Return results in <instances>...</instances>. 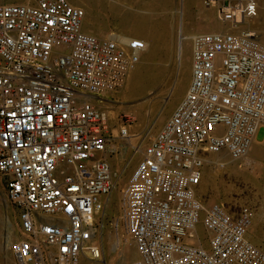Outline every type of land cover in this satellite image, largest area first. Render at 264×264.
<instances>
[{
	"label": "built area",
	"instance_id": "obj_1",
	"mask_svg": "<svg viewBox=\"0 0 264 264\" xmlns=\"http://www.w3.org/2000/svg\"><path fill=\"white\" fill-rule=\"evenodd\" d=\"M202 1L230 30L195 36L186 94L143 146L124 218L140 255L126 264H264L247 237L251 208L198 192L204 167L220 164L210 155L238 158L264 128V42L254 22L241 28L260 7ZM84 15L69 0L0 4V174L18 211L16 264L101 258L96 218L114 188L112 133L91 99L120 89L146 42L88 33Z\"/></svg>",
	"mask_w": 264,
	"mask_h": 264
},
{
	"label": "bare ground",
	"instance_id": "obj_2",
	"mask_svg": "<svg viewBox=\"0 0 264 264\" xmlns=\"http://www.w3.org/2000/svg\"><path fill=\"white\" fill-rule=\"evenodd\" d=\"M69 1L72 4L84 9L85 15L82 21V28L84 31L94 34L100 38L123 39L125 37H139L146 42V50L142 55L141 60L136 65V67L128 73L125 81L118 90L127 94L128 97H132L138 95L141 91H143L145 86L149 82H156L159 80L160 76L162 75L163 68L161 67L160 63L155 64L153 59L157 55L158 51H165L169 43V36L173 28V21L171 17H167V11H165L166 13H164L165 15L162 18H151L146 14L141 13L125 15L117 14L115 18L119 20L122 28L127 29V32L110 33L99 30L101 28V23L97 18L90 17L89 11L87 7L82 3V0ZM159 1L166 3L168 0ZM32 2L33 0H0V4H27ZM188 2H194L199 5L202 13L205 16L200 17V19L196 21L187 20L188 22H184V25L182 24V33L180 34L179 38L177 36L180 32L176 34L178 40H175V42L180 46L181 52L180 72L178 73L179 76H177L178 79L176 81V84H174L175 86L173 87V90L168 94L167 100L163 99L162 97L157 102H155V104L158 106V114L155 124L153 126H147V128L145 127L142 133L138 136L133 134L130 135V138H126L123 136L120 137V128L124 124L122 125L120 123L121 121L118 109L124 110L126 114L132 116L135 119L139 117L137 114V109L135 110L131 106L129 107L123 105H119L118 107L114 103V100L109 99L114 91L103 93L104 99L102 100L91 99L98 109L106 112L108 119V128L114 133L110 144H108V149L106 152V157L109 159L111 165V180L114 188L106 199L103 210L105 211V215L108 213V210L109 212L111 211V213H114L116 217V223L114 224L115 231L111 233V236L106 243L103 242L102 244L101 233H99L98 235V242H100L102 248L101 258L97 260L82 258L78 264H109L108 255L110 253V250L116 249L119 245H122L123 247L122 253L112 264H124L139 258L140 254L135 241L128 234L126 226L123 229L122 225L119 224L121 218L125 217V199L130 176L142 156L143 146L148 142V139L154 138V135H156V132L158 131V127L160 128L161 126L162 128V126L172 115L174 108L179 105L186 94L191 78V58L193 50V40L195 36L204 32L230 30V25L219 21L215 10L203 6L201 0H188ZM258 5L260 7L258 16L251 20L245 21L241 28L247 27L248 22L252 21L254 22L255 27L264 30V6L259 3ZM260 38L264 42L263 34H261ZM126 129L128 130V127H126ZM263 143L261 140L257 139V136L254 137L247 152L238 158L231 157L226 153L210 155V162L220 164H218L217 167L211 164L204 167L202 181L198 188L200 197L202 196L204 198L205 192H207L210 187L214 188L217 182H219L220 180L224 181L223 177L225 174L230 176L231 174L239 173L243 170V168H246L253 159L260 157ZM117 150H121V154L112 156V153L116 152ZM115 159H117L116 162L118 165L116 169L113 165ZM209 201L211 203L217 202L225 204V202L218 200L217 198H209ZM229 205L231 204H228V206ZM0 218L3 220L6 229L5 242L7 243V245H10L12 243V240L14 241L18 238V230L20 232V227L18 223L17 226L13 223L11 209H9L7 214L2 215L1 201ZM196 230L202 235L206 234L201 224H198ZM257 233L258 231L256 228V220H252L249 226L247 237L253 244L264 251V246H262L260 244V241L257 239ZM205 245H207V242H205ZM10 253V249H7V251L5 252L6 259L4 260L7 264H9L8 260L10 258Z\"/></svg>",
	"mask_w": 264,
	"mask_h": 264
},
{
	"label": "rangeland",
	"instance_id": "obj_3",
	"mask_svg": "<svg viewBox=\"0 0 264 264\" xmlns=\"http://www.w3.org/2000/svg\"><path fill=\"white\" fill-rule=\"evenodd\" d=\"M82 3L87 7L90 17H95L99 20L101 23V28L99 30L103 32H127V29L122 28L119 20L115 18L117 14L125 15L141 13L146 14L151 18H162L165 15L164 13H166L165 11H167V17H171L173 21V28L171 30L169 43L165 51H158L157 55L153 59L155 64L160 63L163 68V72L159 80L156 82H149L145 86L144 90L136 96L128 97L127 94L117 90L114 91L109 98L110 100H114V103L118 107L119 105H123L129 107L131 106L135 110L137 109V114L139 116L137 119L126 114V112L122 109H118V111L121 121L120 123L128 127V135L126 138H130V135L133 134L138 136L142 133L145 127L147 128V126H153L155 124L158 114V106L155 102L162 97L167 100L168 94L171 93L173 87L175 86L174 84H176L178 79L177 76H179L178 73L180 72L181 52L180 46L176 44L175 40H178L180 37V34L182 33L181 28H183L182 26L184 25V22L196 21L205 15L202 13L199 5L194 2H188V0H168L166 3L159 0H82ZM201 3L204 6L202 0ZM258 30L264 35V30ZM176 34H178V38L176 37ZM175 109L176 108H174V110ZM126 123L129 124L127 125ZM160 128L158 127V131ZM110 133H112L113 138L114 133L112 131H110ZM119 136L122 137L121 135ZM257 139H261L262 143L264 142V128L259 130ZM150 140L152 139H148V141ZM121 152V150H117L112 153V156L120 155ZM116 161L117 159L114 160L113 164L115 169L118 167ZM223 179L224 181L220 180L217 182L214 188L210 187L208 191L205 192L204 197L207 200H209V198H217L218 200L225 202V204L230 201L228 204L231 205L229 206L234 208L242 205L249 206L252 210V220H256V228L258 231L257 239L260 241V244L264 246V143L262 144L260 157L253 159L252 162L246 168H243V170L239 173L231 174L230 176L225 174ZM0 201L2 202V215L7 214L9 209H11L13 223L16 226L17 223L19 225L18 211L12 206L8 199L7 190L5 184L3 183L1 174ZM115 218V214L111 213V211L109 212V210L106 215L104 210L98 213L97 237L99 233H101L102 244L103 242L106 243L110 238L111 233L115 231ZM124 218L125 217H122L119 223L122 225L123 229L126 226ZM5 235V225L3 220L0 218V264H7L4 260L6 259L5 252L7 249H10L11 252V244L7 245L5 242ZM20 235L21 231L19 232L18 230V237ZM122 248V245H119L116 249L110 250L108 255L109 264H112L116 258L120 256L123 250ZM8 263L16 264L12 252L10 253Z\"/></svg>",
	"mask_w": 264,
	"mask_h": 264
},
{
	"label": "crops",
	"instance_id": "obj_4",
	"mask_svg": "<svg viewBox=\"0 0 264 264\" xmlns=\"http://www.w3.org/2000/svg\"><path fill=\"white\" fill-rule=\"evenodd\" d=\"M257 1V3H259V4H262V6H264V0H256ZM259 140V139H258ZM261 140V139H260Z\"/></svg>",
	"mask_w": 264,
	"mask_h": 264
}]
</instances>
